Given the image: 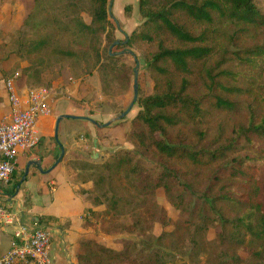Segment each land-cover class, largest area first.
<instances>
[{"label": "trees", "instance_id": "trees-1", "mask_svg": "<svg viewBox=\"0 0 264 264\" xmlns=\"http://www.w3.org/2000/svg\"><path fill=\"white\" fill-rule=\"evenodd\" d=\"M32 2L23 23L32 31L29 57L76 60L85 63L86 74L98 70L113 82L119 68L129 70L109 51L116 42L109 0H56L71 16L66 23H52L44 8L51 0ZM138 5L144 23L132 38L155 46L147 59L154 92L140 100L128 137L156 168L129 152L101 165H71L89 172L83 181L91 187L79 191L89 205L86 227L142 239L127 242L123 251L92 250L94 243H85L79 264H167L166 256L174 254L191 261L205 256L206 264H264V0H138ZM130 9L125 6L126 14ZM58 30L83 40L82 49L54 47ZM36 72L40 77L37 69H26L17 86L26 89L29 74ZM123 80L127 90L130 77L123 74ZM224 115L234 120L230 133L223 125L213 133V120ZM158 189L185 219L173 232L154 237L149 233L156 223L170 222L151 201ZM210 229L217 230L211 241Z\"/></svg>", "mask_w": 264, "mask_h": 264}, {"label": "rangeland", "instance_id": "rangeland-1", "mask_svg": "<svg viewBox=\"0 0 264 264\" xmlns=\"http://www.w3.org/2000/svg\"><path fill=\"white\" fill-rule=\"evenodd\" d=\"M55 1L56 0H51V4H45L44 8L48 11L47 15L51 17L52 23H55L56 19L66 23L67 20L71 19V16L67 15L69 12L65 13V9H61V6L59 4L57 5ZM111 2H113L112 16L116 21L112 16H110V19L116 28L114 30L116 41L120 40L124 42L127 38L129 41L125 47L111 50L112 53L120 55L118 60L120 64L126 63L129 67V70L126 72H123L122 67L119 68V80L115 82H113L110 74H100L98 70H95L91 74H86L85 63L81 65L76 60H61V58L55 55H43L42 57L33 55L29 57L27 54L30 49L29 39L32 31L26 29L23 23L27 13L33 8L32 0H0V102L5 99L3 95L8 97L6 85L9 81L12 80L14 85L19 88L17 86V82H19V80H16L17 77L20 78L24 75L26 69L35 68L40 71V77L37 76V72L33 74L32 78V73L29 74V79L26 80V89L36 90L39 88H47L60 90L66 95L65 97H69L67 103L69 104V111L86 118H91L99 124H106L125 112L132 104L134 99V69L137 66L136 60H138V99L126 118L116 122L117 124L127 125L128 130L125 137H121L123 138L121 139V145L113 146L112 149L107 150L104 160L97 163L101 165V163L116 154L129 152L136 156H140L145 161L148 168L155 170L156 162L145 156H141L128 137L132 132V123L141 110L140 100L152 95L154 92V79L147 69V59L154 51L155 46L154 44L132 38L133 32L141 31V26L144 23V19L139 13L138 0H109V4ZM126 3H128L127 5H131L128 14L124 11ZM82 17L86 23H90L91 19L87 13H83ZM58 34H60V31ZM81 42H83V40L77 39L71 34L61 33L55 40L54 47L59 46L64 49H82L80 47ZM110 49L111 47L109 51ZM129 52H132V54ZM106 55L107 54L103 51L102 56L104 60ZM81 66L82 69H80ZM123 74L130 77V85L127 90H125L124 80L122 81ZM69 84L73 86V94H69L67 91L66 87ZM26 89H23V91ZM18 91L22 92L21 88H19ZM64 110H66V107ZM233 123L234 120L231 117L225 115L221 116L219 119L213 120L212 122L213 133H215L218 125L225 126L228 133H230ZM76 134L77 133H75V135ZM51 135L52 137L55 136L54 129H51ZM75 135L73 137H75ZM79 138L80 136L76 137L78 140ZM83 161L84 160L78 158L77 155L68 157V167L71 169L70 171H73L74 174L78 176V178H76L78 182L83 180L87 181L89 172H82L77 165L74 167V164H71H78ZM151 201L156 202L165 211L170 222L168 225L156 223L150 231V235L160 237L163 233H171L175 230L176 224L185 219L181 217L180 212L169 203L164 190L158 189L155 192L154 198H151ZM92 228L96 230V236L98 238L92 241L94 243L92 250L106 247L116 251H123L126 250L128 246L127 242H139L142 239L139 234L122 233L110 236L106 235L99 226H92ZM216 233V229H210L207 238L210 241L215 239ZM158 251L160 250H157V252ZM242 257L246 260L249 256L247 253L243 252ZM165 261L167 264H206V257L201 256L197 261H191L188 255L174 254V256H166ZM90 264L128 263L99 262L93 260Z\"/></svg>", "mask_w": 264, "mask_h": 264}, {"label": "crops", "instance_id": "crops-1", "mask_svg": "<svg viewBox=\"0 0 264 264\" xmlns=\"http://www.w3.org/2000/svg\"><path fill=\"white\" fill-rule=\"evenodd\" d=\"M66 88L69 94H73L72 84ZM3 98L0 119L10 111L8 97L3 95ZM68 100L69 97L58 99L52 114L40 120V144L20 156L15 178L2 188L7 196L2 202L20 212L24 224L38 223L51 228L54 264H79L78 257L84 252V244L98 239L96 230L85 225V219L90 218V212H86L89 205L79 192L89 189L91 182L76 181L78 176L70 171L68 157L77 155L84 162L98 164L104 160L107 150L121 145V137H125L128 130L127 125L117 123L105 129L88 120L63 119L59 124L58 139L64 148V157L59 162L62 148L55 136L52 137L51 129L55 134L57 119L62 115L83 117L68 110ZM78 136L79 140L76 139ZM33 161L41 162V171L36 165H31L24 179L21 175ZM16 183L19 186L14 191ZM12 242L13 229L0 230V255L11 247Z\"/></svg>", "mask_w": 264, "mask_h": 264}, {"label": "built area", "instance_id": "built-area-1", "mask_svg": "<svg viewBox=\"0 0 264 264\" xmlns=\"http://www.w3.org/2000/svg\"><path fill=\"white\" fill-rule=\"evenodd\" d=\"M10 111L0 119V230L13 229L11 247L0 255V264H54L52 230L38 223L24 224L20 212L8 207L2 188L11 183L20 156L41 142L40 120L52 114L60 90L39 88L19 92L11 80L6 85Z\"/></svg>", "mask_w": 264, "mask_h": 264}, {"label": "water", "instance_id": "water-1", "mask_svg": "<svg viewBox=\"0 0 264 264\" xmlns=\"http://www.w3.org/2000/svg\"><path fill=\"white\" fill-rule=\"evenodd\" d=\"M112 6H113V2H111L109 4V14L110 16H112ZM113 17V16H112ZM114 19V17H113ZM116 21V19H114ZM119 25V24H118ZM128 42V38L126 41L122 42L120 40H117L112 46H111V49L112 50L115 46L123 43V44H127ZM130 54H132V52H129ZM136 63H137V66L136 68L134 69V99H133V102L132 104L130 105V107L125 111L123 112L122 114H120L119 116L113 118L112 120H110L108 123L106 124H99L97 121L91 119V118H86V117H76V116H70V115H62L61 117H59L57 119V123H56V129H55V140L56 142L61 146L62 148V155L60 157V160L59 162L62 160V158L64 157V148L62 147L59 139H58V129H59V124L60 122L63 120V119H83V120H88L90 121L91 123H93L94 125H96L97 127L99 128H106L110 125H112L113 123H116V122H119V121H122L126 118V116L132 111L137 99H138V90H139V85H138V67H139V62L138 60H136ZM31 165H36L38 167V169L40 170L41 169V162H36V161H33L31 163H29L27 169L25 170V174H24V179L27 177L28 173H29V169H30V166ZM41 171V170H40Z\"/></svg>", "mask_w": 264, "mask_h": 264}]
</instances>
